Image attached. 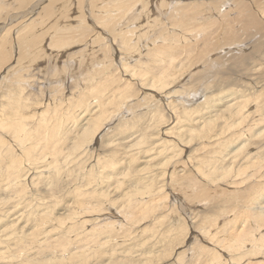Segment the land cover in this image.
Wrapping results in <instances>:
<instances>
[{
    "label": "rangeland",
    "instance_id": "obj_1",
    "mask_svg": "<svg viewBox=\"0 0 264 264\" xmlns=\"http://www.w3.org/2000/svg\"><path fill=\"white\" fill-rule=\"evenodd\" d=\"M139 1H142L144 6ZM219 1L177 0L170 3L157 2V5L155 2L153 3V0L147 2L146 0H136L130 7L134 10L133 12L132 9H127L124 0H104V2L103 0H0V25L4 27L0 31V43L2 42L1 36L5 33L8 40L5 45L7 54L5 63L8 60L6 65L9 66L8 70L11 69L3 87L0 88V103L7 107L6 103L9 100H12L9 103L20 100L21 103H19L23 105L18 106L19 110L17 111L21 117L18 113L17 115L20 117V121L26 117L25 122L23 121L24 123L21 122V124L26 123L24 126H26L25 135H27L24 139H27L26 142L23 141L24 148L21 149L18 146L20 143L15 139L17 136L8 132L7 129L3 133L0 128V175L2 174L0 176V264H37L43 260V262L48 261L52 264H172L173 260L169 259L176 249L179 252L187 249L189 251L184 253L182 260L176 264H196L197 262V264H209L211 248L214 243L210 238L211 235L218 233L220 229H222L220 232H224L226 228H234L239 224V219L245 217V222L249 223L250 228H255L254 230L259 228L255 226L253 220L252 214L255 206L252 205L251 199L264 191L260 189L264 184V168L258 165L261 160H264V133H262L264 132V114H262L264 113V47L261 48L264 46V29L261 30L262 35L261 33L259 35L256 28H251L253 22H249L250 26L247 25V21L244 20L246 21L244 22L243 17L237 11L236 5L239 2L235 3L233 0H231L232 2L224 0L226 3L222 7L221 14L226 13L227 16L226 14L221 16L213 9ZM257 1V5L264 6V3H261L264 0H243L250 4ZM197 3L201 7H205L202 12L205 13L203 18L207 19L212 15L210 17L212 20L209 19L206 23L209 24L211 21V25L209 24L211 29L208 28L209 25L206 27L205 23L193 28L192 24H189L190 22L187 24L177 22L176 19L181 18L180 8L182 6H192L191 4ZM46 6L50 10L44 9ZM252 6L256 8L254 4ZM30 7H35L33 8L35 11L33 10V14L26 17L24 14L29 12L27 10ZM108 7L111 8L108 9ZM124 9H126L125 12ZM128 11L130 12L128 13ZM121 12L123 14H120ZM116 14L121 17L119 18ZM151 15L155 16L150 17ZM14 16L19 19L15 20ZM199 17L197 16V18ZM224 17H228L229 20H225ZM117 18L118 21L114 26L112 23ZM172 19L175 22H172ZM103 21H106L105 25ZM201 21L203 22V20ZM243 23H247L246 26ZM30 24L32 25L29 26ZM85 26L90 28H85ZM208 29L212 32H209ZM239 29L242 31L240 30V32ZM126 31L128 32L126 33ZM233 31L234 33L236 31L238 35L232 34ZM127 34L130 39L127 38ZM248 34L251 37H248ZM98 35L104 38L97 39ZM218 35L221 38L217 39V42L214 39ZM60 39L62 42L58 44L57 40ZM172 39L173 43H171ZM186 39L193 48L200 45V49L204 47L205 42L210 45L209 54L205 59H200L202 57H199V52L193 56L186 51L188 50ZM221 39L225 42H222ZM234 40H239L242 44H237ZM202 41L204 42L202 43ZM124 42H127L129 46L124 45ZM177 45L181 46L180 49L176 47ZM184 45L186 47L183 48ZM165 46L168 51L163 49ZM173 46L176 48L174 49ZM256 47L259 48V51ZM161 49L164 53L161 52ZM167 56L169 59H166ZM173 57L176 58V61L174 59L172 61ZM242 61L245 63L244 65H240ZM182 62L188 64L190 68H187L181 75L179 83H175L172 87V91L177 90L175 95L179 96L176 98L178 101L175 104L180 99L186 98L189 103H192L190 108L196 111L192 112V120L184 116L182 113L184 109H181V112L179 110L174 112L176 118L179 119L177 121L181 122V126L184 127L181 136H184L185 140L181 143L189 148L186 146L174 148V152L181 150L179 153L182 156L179 153L178 156H176L177 153L172 155L174 152L169 151L170 157L174 156L171 159L172 162L178 167L175 168L177 172L173 175V182L171 183L170 180L168 182L169 185L171 183L169 189L165 185L162 189L164 191H161L163 186L161 183H164L161 173L168 172L161 163L162 147L158 148L159 152L156 150L157 153H154L156 156L147 153L146 150L149 148V143H153L157 139L156 137H160L157 129L160 131L165 126V120H169L166 118L169 117V114L161 106V102H158L161 100V90L160 94H157V91L155 95L154 92H150L147 85L159 78L167 68L168 71H173L174 67L180 68ZM195 62L199 64L196 66ZM186 64L183 66L184 69L189 67ZM123 65H128L127 67L133 72L130 69L128 72L127 67L124 66V69ZM138 70H141V73ZM161 71H163L162 74L159 73ZM170 71L169 73H171ZM130 79L132 80L130 81ZM16 87L18 88L16 89ZM22 87H24L23 92L20 90ZM18 92L21 94L15 95ZM7 94L11 99L7 96L6 101L4 97ZM20 95L22 98L19 97ZM218 95L222 98L221 106H214L215 111L209 110L214 113L208 114L207 110L210 109L208 107L215 104V101L220 98H216ZM87 97L92 99L89 100ZM229 98L233 101L227 103ZM99 102L101 103L99 104ZM5 107L1 108L0 106V114L2 113L4 117H6L5 112L8 115L12 114L10 110H5ZM84 108L86 114L82 113ZM93 109L96 111L94 115L92 114ZM102 110L107 114L103 115ZM205 114L206 117L213 115L210 119L213 121L199 124L201 121L198 119ZM24 115L25 117H23ZM100 115L103 116V119ZM3 116L0 115V118H4ZM28 116L29 119H27ZM42 117L43 119H41ZM106 118L110 120L106 122ZM9 119H13V116ZM71 120L74 124L76 123L75 126ZM92 120L101 123L102 129L100 128L101 132L100 129L99 132H95V134L98 133L95 137L97 139L90 146L88 145L89 148L85 153L89 157L88 159L86 157L85 160H87L82 162L83 155L80 151H77V155H72V142H75V138L80 136L83 124L84 128H87L88 122ZM255 121L257 126L253 131L251 123ZM44 123L45 125H43ZM51 126L52 129L56 126L54 136L50 133L52 132V130L50 131ZM184 129L192 130V132L187 135ZM259 129L260 136L257 134ZM225 130L227 132L222 134ZM244 130L246 131L244 132ZM13 131L16 129L13 128ZM214 133L215 135L212 137ZM231 134L235 136L244 134L251 141H249V145L252 144V149L248 150L252 151L247 152L244 149L246 156L242 154L239 159L233 158V146L227 148L226 144L236 142V138L228 140ZM45 137L52 139L49 142L50 147ZM71 137H74V140ZM56 140L58 147H62V154L60 151L61 155L55 157L53 149ZM87 140L89 143L90 138ZM65 141L69 142L65 143ZM188 141L189 143H186ZM174 143L175 140L169 145L172 146ZM26 150L29 151V154L24 152ZM64 151H68L67 153L71 156H65L67 153ZM254 152H259L256 153L257 156L263 152L260 161V158H255ZM34 153L37 156L33 155ZM187 154L193 155L191 157L194 158L193 161H186L188 156L186 158L184 156ZM79 155H82L80 159H78ZM243 156L244 162H239ZM60 157H67V163H64L65 160L61 159V161ZM249 157L254 158L245 162ZM58 158L59 160H57ZM223 160L227 161V164L233 161L235 163L228 171L225 168L226 163L220 170H216V167L224 162ZM14 161L22 162L19 171L23 174H20L22 175L20 181H17L15 177L8 176L6 171ZM49 163H53L57 169L56 171L51 169V173L46 175L47 173L42 170L43 168L41 169V166H47ZM239 165H242L245 172L238 175ZM35 167H39L40 173L44 176L40 179L35 177L33 182V176L30 178L27 176L25 179V171L29 168L28 170L33 172ZM74 167L77 168L76 171L73 170ZM11 170L13 171V169ZM71 170H73L72 173ZM172 170L174 169L172 168ZM33 183L35 184L33 185ZM105 184L108 187H105L103 191H106L108 196L92 199L102 194L100 187ZM165 191L166 193H164ZM167 193H169L168 197L161 202ZM259 197V201L264 202V197L260 195ZM83 201L85 203L77 204ZM17 203H20L18 208L21 218L18 217L16 221L9 222L15 217V209L11 210V208ZM90 203L98 204L96 212L93 211L94 209H87L92 208ZM74 213L76 215L73 216ZM49 214L53 217H50ZM32 216L33 218H31ZM58 218H67L64 220L66 223H60ZM247 218H251V220L249 221ZM25 219H28V222H25ZM82 221H85V226L80 225L83 224ZM108 223H114V226L111 227L110 224L104 228ZM7 228L10 229L5 231ZM260 228H262L260 233H263L264 226ZM105 230H107L106 233ZM209 233H211L210 236ZM256 233L254 231V235L258 237V233ZM5 234L9 236L7 242H5ZM160 237L168 239L167 242L162 239L166 245L163 244ZM256 237L253 236L254 239ZM262 238H264V233L259 235V239ZM86 247L87 250L84 249L83 257L73 258L71 256V253ZM259 254L260 252L253 257L256 264L264 263L263 253H261L262 256ZM237 255L236 253L232 254V261L229 264H238V260L243 256ZM198 256L202 257L203 263L199 261L201 259Z\"/></svg>",
    "mask_w": 264,
    "mask_h": 264
},
{
    "label": "bare ground",
    "instance_id": "obj_2",
    "mask_svg": "<svg viewBox=\"0 0 264 264\" xmlns=\"http://www.w3.org/2000/svg\"><path fill=\"white\" fill-rule=\"evenodd\" d=\"M37 1V0H36ZM118 1V0H117ZM125 2H124V5H126V7H127V9L129 10V9H132V8H130L132 5V3L133 2H135L136 0H124ZM148 0H146V2H147ZM175 1H177V0H164V1H161V0H153V3L155 2L156 4H157V2H160V3H170V2H175ZM216 1H219V0H216ZM227 1H229V0H227ZM231 1V0H230ZM235 3H238L239 2V4H237L236 5V8H237V11L239 12V14H241V16L243 17V21L244 20H246L247 21V25H249V22H253L252 24H253V26H251V28L252 27H254V28H256L255 30H257V32L259 33V35H260V33H261V35H262V31L261 30H263L264 29V26H262V24H264L263 22V19H264V6L262 7V5H257V3H258V1L257 2H253V4L255 5V7L256 8H253V4H250V3H245V2H243V0H233ZM245 1V0H244ZM256 1V0H255ZM70 2V1H69ZM82 2V1H81ZM103 2H104V0H103ZM113 2V1H112ZM115 2V1H114ZM113 2V3H114ZM140 2V1H139ZM232 2V1H231ZM12 3V2H11ZM27 3V2H26ZM88 3V2H87ZM101 3V2H100ZM112 3V4H113ZM145 3V2H144ZM225 1L224 0H220L219 2H217V5H216V7H213V9L214 10H216V12L217 13H220V15L221 16H225V14H221V10H222V7H224L225 6ZM251 3H252V1H251ZM262 4L264 3V2H261ZM6 4V3H5ZM4 4V5H5ZM40 4V3H39ZM93 4V3H92ZM96 4V3H95ZM119 4V3H118ZM140 4H142V1L140 2ZM148 4V3H147ZM230 4V3H229ZM12 5V4H11ZM14 5V4H13ZM106 5H109V4H106ZM115 5V4H114ZM123 5V6H124ZM133 5H135V4H133ZM138 5V4H137ZM149 5V4H148ZM158 5V4H157ZM192 6H190V5H184V6H182L180 9H181V18L180 19H176V20H178L177 22H180V23H188V22H190L189 24H192V26H193V28H194V26H201V24H206L207 23V20H209V19H211L210 17L212 16V15H210L209 17H207V19H205V18H203V15H205V13H202L204 10H205V7L203 8V6L201 7L198 3L197 4H191ZM203 5V4H202ZM227 5V4H226ZM264 5V4H263ZM34 6V5H33ZM90 6H92V5H90ZM89 6V7H90ZM94 6V5H93ZM97 6V5H96ZM111 6V5H110ZM142 6H144L143 4H142ZM141 6V7H142ZM149 6H151V5H149ZM160 6V5H159ZM3 7H5V6H3ZM19 7V6H18ZM33 8H35V7H30L29 8V10H27V11H29L28 13H26V14H24L26 17H28L29 15H32L33 13V10L35 11V9H33ZM47 8V6L44 8V9H46ZM65 8V7H64ZM95 8V7H94ZM101 9H102V7H100ZM111 8V7H110ZM109 7H108V9H110ZM120 8H122V7H120ZM135 8V7H134ZM161 8V7H160ZM207 8V7H206ZM32 9V10H31ZM49 8H47L46 10H48ZM68 9V8H67ZM82 9V8H81ZM97 9V8H96ZM98 9H99V7H98ZM106 9H107V7H106ZM105 9V10H106ZM136 9V8H135ZM231 9V8H230ZM256 9H258V10H256ZM50 10V9H49ZM70 10V9H69ZM91 10V9H90ZM112 10V9H111ZM114 10H115V7H114ZM125 10L126 9H124V12H125ZM133 10V9H132ZM119 11V10H118ZM120 11H122L121 9H120ZM131 11V10H130ZM130 11H128V13L130 12ZM145 11V10H144ZM45 12H49V11H45ZM133 12H134V10H133ZM200 12V13H199ZM145 13H147L146 11H145ZM199 13V14H198ZM223 13V12H222ZM227 13H229V12H227ZM120 14H123V12H121ZM143 14V13H142ZM141 14V15H142ZM24 15H20V16H24ZM115 15V14H114ZM118 14H116V16H117ZM229 15V14H228ZM65 16V15H64ZM119 16V18L121 17V15H118ZM144 16V15H143ZM142 16V17H143ZM146 16V15H145ZM153 16H155V15H153ZM152 15L150 16V17H153ZM197 16H200L199 18H197ZM226 16H227V14H226ZM15 20H18L19 19V17H13ZM62 18H63V16H62ZM160 17H158V19H159ZM225 18V20L227 19V20H229L228 19V17H224ZM113 19V18H112ZM132 19V18H131ZM135 19V18H134ZM140 19H141V17H140ZM146 19V18H145ZM30 20V19H29ZM85 20V19H84ZM116 20V21H115ZM114 20V22L112 23L114 26H116V22L118 21V18L117 19H115ZM160 20H161V18H160ZM201 20H203V22L201 21ZM212 20V19H211ZM108 21V20H107ZM128 21H130V20H128ZM134 21V20H133ZM149 21V20H148ZM175 22V20L174 19H172V22ZM214 21V20H213ZM246 21H244V22H246ZM104 22H106V21H103V23ZM109 22V21H108ZM152 22V21H151ZM209 22V21H208ZM216 22V21H215ZM218 22V21H217ZM228 22V21H227ZM111 23V22H110ZM210 23H211V21H210ZM209 23V24H210ZM239 23V22H238ZM33 24V23H32ZM32 24H30L29 26H31ZM138 24H140V23H138ZM155 24H157L156 22H155ZM178 24V23H177ZM177 24H175V26L177 25ZM209 24H206V27H207V25H209ZM212 24L214 25V22H212ZM244 24V23H243ZM246 24H244L245 26H246ZM83 25V24H82ZM104 25H105V23H104ZM173 25V24H172ZM211 25V24H210ZM210 25L208 26V28L210 27ZM212 25V26H213ZM229 25H230V22H229ZM240 25V24H239ZM28 26V27H29ZM90 26V25H89ZM100 26V25H99ZM99 26H97V27H99ZM126 26V25H125ZM132 26V25H131ZM178 26V25H177ZM191 26V25H190ZM211 26V27H212ZM221 26V25H220ZM231 26H232V24H231ZM236 26V25H235ZM238 26V25H237ZM250 26V25H249ZM27 27V28H28ZM87 26H85V28H86ZM105 27V26H104ZM127 27V26H126ZM87 28H90V27H87ZM152 28V27H151ZM158 28V27H157ZM196 28V27H195ZM198 28V27H197ZM217 28H219L218 26H217ZM217 28H215V29H217ZM233 28V27H232ZM235 28V27H234ZM2 29H4V27L2 26V25H0V31H2ZM69 29V28H68ZM76 29V28H75ZM78 29V28H77ZM110 29V28H109ZM120 29V28H119ZM178 29V28H177ZM209 29H211V28H209ZM208 29V30H209ZM230 29V28H229ZM245 29V28H244ZM62 30V29H61ZM71 30V29H70ZM80 30V29H79ZM106 30V29H105ZM118 30V29H117ZM181 30V29H180ZM199 30V29H198ZM197 30V31H198ZM231 31H232V29H230ZM234 30V29H233ZM241 29H239V31H240ZM65 31H67V30H65ZM103 31V30H102ZM107 31V30H106ZM137 31V30H136ZM141 31H143V30H141ZM184 31V30H183ZM196 31V32H197ZM217 31H218V29H217ZM228 31V30H227ZM242 31V30H241ZM240 31V32H241ZM73 32V31H72ZM71 32V33H72ZM84 33H85V31H83ZM128 31H126V33H127ZM133 32V31H132ZM209 32H212V30H209ZM229 32V31H228ZM246 32V31H245ZM255 32V31H254ZM48 33V32H47ZM79 33V32H78ZM87 33V32H86ZM119 33V32H118ZM126 33H125V35H126ZM156 33V32H155ZM167 33V32H166ZM185 33H186V31H185ZM198 33V32H197ZM217 33V32H216ZM215 33V34H216ZM247 33V32H246ZM79 34H81V33H79ZM114 34V33H113ZM121 34V33H120ZM124 34V33H123ZM143 34V33H142ZM158 34V33H157ZM212 34V33H211ZM232 34H237L236 33V31H235V33H234V31L232 32ZM241 34V33H240ZM251 34V33H250ZM0 35H1V33H0ZM35 35V34H34ZM99 35H102V34H99ZM98 35V38L97 39H100L101 38V40L104 38V37H100ZM119 35V34H118ZM238 35V34H237ZM242 35H244V33H242ZM252 35V34H251ZM103 36V35H102ZM111 36V35H110ZM140 36V35H139ZM175 36V35H174ZM208 36V35H207ZM250 35L248 34V37H249ZM113 37V36H112ZM126 37V36H125ZM176 37V36H175ZM246 37H247V34H246ZM251 37V36H250ZM264 37V36H263ZM115 38V37H114ZM123 38H124V36H123ZM127 38H129L130 39V37L128 36V34H127ZM141 38V37H140ZM146 38V37H145ZM162 38V37H161ZM165 38V37H164ZM190 38V37H189ZM205 38H206V36H205ZM219 38H221L219 35H218V37L217 38H215L214 40H217V39H219ZM261 38V37H260ZM71 39V38H70ZM128 39V40H129ZM148 39V38H147ZM167 39V38H166ZM203 39V38H202ZM201 39V40H202ZM1 40H2V42L0 43V88L1 87H3V83H5V80L8 78V76H9V74H10V70H8V65H6L7 64V62H9L8 60H7V62L5 63V59H7V54H6V52H5V45L7 44V42H8V40L6 39V37H5V33L1 36ZM65 40H66V38H65ZM65 40H63V41H65ZM67 40H68V38H67ZM100 40V41H101ZM120 40V39H119ZM126 40V39H125ZM124 40V41H125ZM187 40V39H186ZM186 40H185V42H186ZM203 40H205V39H203ZM210 40V39H209ZM213 40V39H212ZM222 40V42H225V40H223V39H221ZM58 41V44H59V42H62L61 41V39L60 40H57ZM57 41H55V43L57 44ZM104 41H105V39H104ZM116 41V40H115ZM129 41H131V40H129ZM142 41V40H141ZM173 41V39L171 40V43H173L172 42ZM206 41V40H205ZM235 42H237V44H239V43H241V42H239V40H234ZM249 41V40H248ZM247 41V42H248ZM261 41H262V39H261ZM108 42V41H107ZM128 42V41H127ZM127 42H124V45L126 44V45H128V43ZM139 42H140V39H139ZM153 42V41H152ZM176 42V41H175ZM197 42H198V40H197ZM196 42V43H197ZM204 41H202V43H203ZM217 42H218V40H217ZM243 42V41H242ZM246 42V43H247ZM114 43V42H113ZM187 43H188V45H187V49L188 50H186V51H188L190 54H193V56H195L196 54H199L200 53V55H199V57H202V58H200V59H205V57L209 54V50H210V45L208 44V43H206L205 42V45H204V47H202V48H200L199 49V46H196L195 48H193V46L192 45H190L189 44V41L187 40ZM54 44V43H53ZM52 44V45H53ZM61 45L62 44H64V43H60ZM158 44V43H157ZM162 44V43H161ZM177 44V43H176ZM176 44H174V45H176ZM224 44V43H223ZM228 44H230L229 42H228ZM242 44V43H241ZM8 45H10V44H8ZM7 45V46H8ZM51 45V47H53ZM165 45V44H164ZM250 45V44H249ZM50 46V45H49ZM73 46V45H72ZM129 46V45H128ZM148 46V45H147ZM248 46V45H247ZM138 47V46H137ZM163 47V46H162ZM176 47H179V45H177ZM175 46H173V48L175 49L176 48ZM181 47V46H180ZM180 47H179V49H180ZM183 48L184 47H186V45H184V46H182ZM241 47V46H240ZM264 46H262L261 48H263ZM86 48V47H85ZM128 48V47H127ZM130 48V47H129ZM167 48H168V45H167ZM170 48V47H169ZM252 48H253V46H252ZM256 48H258V47H256ZM50 49V48H49ZM53 49H54V47H53ZM157 49H158V47H157ZM163 49H166V46H165V48H163ZM171 49V48H170ZM86 50V49H85ZM88 50V49H87ZM126 50H128V49H126ZM167 50V49H166ZM173 50V49H172ZM185 50V49H184ZM183 50V51H184ZM243 50H246V49H243ZM123 51H124V49H123ZM129 51V50H128ZM153 51V50H152ZM164 51V50H163ZM168 51V50H167ZM258 51H259V48H258ZM53 52V51H52ZM125 52V51H124ZM155 52V51H154ZM161 52H162V49H161ZM182 52V51H181ZM185 52V51H184ZM199 52V53H198ZM252 52H254V51H252ZM251 52V53H252ZM155 53H157V52H155ZM162 53H164V52H162ZM130 54V53H129ZM141 54V53H140ZM181 54V53H180ZM154 55V54H153ZM158 55H160V54H158ZM163 56V55H162ZM175 56H177V54L175 55ZM186 56V55H185ZM192 56V55H191ZM246 56H248V55H246ZM245 56V57H246ZM250 56V55H249ZM155 57V56H154ZM169 56H167V58L166 59H169L168 58ZM172 57V56H171ZM183 57V56H182ZM244 57V58H245ZM155 58H157V56L155 57ZM193 58V57H192ZM247 58V57H246ZM163 59V58H162ZM173 59L176 61V58H172V61H173ZM177 59H178V56H177ZM184 59H186V58H184ZM124 60V59H123ZM170 60H171V58H170ZM169 60V61H170ZM149 61V60H148ZM165 61V60H164ZM168 61V60H167ZM168 61V62H169ZM172 61H170V62H172ZM90 62V61H89ZM123 62V61H122ZM152 62V61H151ZM166 62V61H165ZM184 62H189V61H184ZM184 62H182L181 63V67L180 68H178V67H174L173 68V71H170L171 73H169V71H168V68L164 71V73H163V71H161V72H159V73H163L162 75H160L159 76V78H157L154 82H151V84L150 85H147L148 87L147 88H149V90H150V92L152 91V92H154V94L156 95V93H157V91H158V93L157 94H160L159 92H160V90H161V100H159L158 102H161V106L167 111V113L169 114V117L167 116L166 118H169V120L167 121V119L165 120V126L163 127V128H161L160 127V125H158V127H160L161 129H160V131H159V129H157L158 131H157V133H160V137H156L157 139H155L154 140V142L153 143H149L150 145H149V148H148V150H146V152L147 153H151V155L152 154H154L155 152L157 153V151L156 150H158V148H160V147H162L161 148V163L164 165V167H166L167 169L166 170H168V172L166 171L164 174L163 173H161V176H163V182L164 183H161V184H163V186L161 187V191H164V190H162L163 189V187L165 186V185H167V188L169 189V187L171 186V183L173 182L172 181V179H173V175L177 172L176 171V169L175 168H177L178 166H177V164H174L173 162H172V160L171 159H173V157L174 156H172V157H170L171 155V153H169V151H172V152H174V148L175 149H178V148H181V147H183L184 148V146H186V145H184V143H181V142H183L185 139V137L184 136H181V134H182V131H183V128L184 127H182L181 126V122H178L177 121V119H178V117L176 118V116H175V113L174 112H176V111H182L181 109H184V112H182L183 114H184V116L185 117H187V118H190V120H192V117L191 116H193L192 114V112L194 111H196V110H192L191 108H190V105L192 104V103H189L188 102V100L186 99V98H182V99H180L179 100V102L177 103V104H175V102H177L178 100L176 99V98H178L179 96H177V95H175V94H177V90H173L172 91V87H174V85H175V83H179V78L181 77V75L186 71V69L187 68H190V66L188 65V64H186V63H184ZM245 62V61H244ZM128 63V62H127ZM174 63V62H173ZM179 63V62H178ZM190 63V62H189ZM186 64V66L188 65L189 67H186L185 69L183 68V66ZM198 65L199 63H194V65ZM245 63H243V61L241 62V64L240 65H244ZM81 65V64H80ZM110 65V64H109ZM178 65V64H177ZM180 65V64H179ZM193 65V67H196V66H194ZM5 66H7L6 68H5ZM68 66V65H67ZM66 66V67H67ZM102 66V65H101ZM124 66H126V65H123V68H124ZM128 66V65H127ZM126 66V67H127ZM27 67V66H26ZM69 67V66H68ZM131 67V66H130ZM134 67V66H133ZM143 67V66H142ZM146 67V66H145ZM154 67H155V65H154ZM153 67V68H154ZM264 67V66H263ZM116 68V67H115ZM192 68V67H191ZM100 69V68H99ZM125 69V68H124ZM129 67H127V70H128V72H129ZM157 69H159V68H157ZM163 69H165L164 67H163ZM170 69V68H169ZM182 69L184 70L183 72H182ZM227 69V68H226ZM8 70V71H7ZM64 70V69H63ZM77 70V69H76ZM81 70V69H80ZM131 71H132V69H130ZM188 70H190V69H188ZM229 70V69H228ZM246 70V69H245ZM26 71H27V69H26ZM34 71V70H33ZM123 72H124V70H122ZM126 71V70H125ZM130 71V72H131ZM141 71V70H140ZM139 70H138V72H140ZM147 71V70H146ZM149 71V70H148ZM157 71H159V70H157ZM100 72V71H99ZM133 72V71H132ZM154 72H156V71H154ZM63 73V72H62ZM118 73V72H117ZM134 73H135V71H134ZM134 73H133V75H134ZM141 73V72H140ZM159 73H157L158 75H159ZM101 74V73H100ZM124 75H125V73H124ZM126 75H128V74H126ZM132 75V74H131ZM137 75H138V73H137ZM17 76H18V74H17ZM16 76V77H17ZM33 76V75H32ZM139 76V75H138ZM137 76V77H138ZM30 77V76H29ZM127 77V76H126ZM261 77H263V76H261ZM155 78V77H154ZM223 78V77H222ZM253 78V77H252ZM17 79V78H16ZM15 79V80H16ZM33 79V78H32ZM35 79V78H34ZM103 79V78H102ZM133 79V78H132ZM132 79H130V81L132 80ZM179 80V81H178ZM196 80V79H195ZM128 81V80H127ZM138 81V80H137ZM178 81V82H177ZM225 81V80H224ZM14 82V81H13ZM250 82V81H249ZM107 83V82H106ZM112 83V82H111ZM141 83V82H140ZM138 84V83H137ZM229 84V83H228ZM6 85V84H5ZM4 85V86H5ZM142 85H143V83H142ZM146 85V84H145ZM260 85V84H259ZM141 86V85H140ZM201 86V85H200ZM116 87V86H115ZM5 88V87H4ZM18 87H16V89H17ZM24 87H22V89H20L21 91L22 90H24L23 89ZM97 88V87H96ZM109 89V88H108ZM6 90H9V89H6ZM19 90V89H18ZM134 90V89H133ZM100 91V90H99ZM104 91H106V90H104ZM9 92V91H8ZM23 92V91H22ZM93 92V91H92ZM91 92V93H92ZM114 92V91H113ZM134 92V91H133ZM156 92V93H155ZM173 92V93H172ZM14 93H15V91H14ZM19 93L20 92H18V94H15V95H19ZM109 93H110V91H109ZM119 93V92H118ZM11 94H12V92H11ZM21 94V93H20ZM31 94V93H30ZM111 94V93H110ZM153 94V93H152ZM14 95V94H13ZM79 95H80V92H79ZM84 95V94H83ZM147 95V94H146ZM7 96H9L10 97V95L9 94H7L5 97H4V99L5 98H8ZM85 96V95H84ZM104 96V95H103ZM107 96V95H106ZM110 96V95H109ZM113 96V95H112ZM152 97L154 96V95H151ZM159 96V95H158ZM157 96V98H159ZM13 97V96H12ZM14 97H17V98H19V97H21V95L18 97V96H14ZM92 97V96H91ZM90 97V98H91ZM114 97H115V95H114ZM148 97V96H147ZM150 97V96H149ZM218 97H220L217 101H215V104H213L211 107H208V108H210V109H208L207 110V113L208 114H213L214 112H210L209 110H213V111H215V107L216 106H221L220 105V102H221V100H222V98H221V96L220 95H218L216 98H218ZM231 97V96H230ZM16 98V99H17ZM22 98V97H21ZM87 98H89V97H87ZM90 98H89V100H90ZM232 98V97H231ZM231 98H229V100H227V103H229V102H232L233 100L231 99ZM3 99V98H2ZM10 99H11V97H10ZM15 99V98H14ZM41 99V98H40ZM92 99V98H91ZM127 99V98H126ZM6 100V99H5ZM23 100V99H22ZM26 100V99H25ZM24 100V101H25ZM88 100V99H87ZM1 101V100H0ZM7 101V100H6ZM10 101H12V100H9L8 101V103H6L7 104V107H5V104L4 105H2L1 103H0V106H1V108H3V107H5V110L7 109V110H10L11 112H12V114H6V112H5V115H6V117H4L3 116V114L1 113L0 115L1 116H3L4 118H0V128H2V132L4 133L5 132V129H7L8 130V132H10L11 134H14V135H16L17 137H15V139H16V141L17 142H19L20 143V145H18L21 149L22 148H24V142H26V140H24L26 137H27V135H25V127L26 126H24V125H26V123L23 125V124H21V122L22 123H24L25 122V115L23 116V117H25L24 118V122L23 121H20V115H19V113H18V111L17 110H19L18 108L19 107H21L20 105H23V104H20L21 102H20V100H19V102H17V101H15V102H12V103H9ZM27 101V100H26ZM26 101H25V103H26ZM28 102V101H27ZM37 102V105H39L38 104V101H36ZM85 102H86V100H85ZM85 102H84V104H85ZM98 102V101H97ZM115 102V101H114ZM24 103V102H23ZM80 103V102H79ZM101 102H99V104H100ZM116 103V102H115ZM14 104H15V106H14ZM31 103H30V100H29V105H30ZM41 104V103H40ZM46 104V103H45ZM92 104V103H91ZM28 105V104H27ZM102 105V104H101ZM110 105V104H109ZM19 106V107H18ZM47 106V105H46ZM88 106V105H87ZM90 106V105H89ZM93 106V105H92ZM215 106V107H214ZM85 107V106H84ZM97 107H98V103H97ZM111 107V106H110ZM43 108V107H42ZM87 108V107H86ZM92 108V107H91ZM194 108V107H193ZM90 109V108H89ZM263 109V108H262ZM22 110V109H21ZM91 110V109H90ZM121 110V109H120ZM17 111V112H16ZM93 112H92V114L94 115L95 113H96V111H94V109L92 110ZM103 111V110H102ZM198 111V110H197ZM236 111V110H235ZM234 111V112H235ZM261 111V110H260ZM85 112V113H84ZM90 112V111H89ZM117 112H118V110H117ZM163 112V111H162ZM263 112V111H262ZM17 113H18V115L20 116V117H18V115H17ZM42 116H43V114L41 113V112H39ZM38 113V114H39ZM75 113V112H74ZM82 113H84V114H86V109L84 108L83 110H82ZM81 113V114H82ZM103 113V115H105V114H107V112H105V111H103L102 112ZM164 113V112H163ZM189 113H191V114H189ZM206 113V114H207ZM39 114V115H40ZM45 114V113H44ZM198 114H199V112H198ZM206 114L205 115H203V116H200V119H198L197 117V119L199 120V121H201V122H199V124H201V123H209V122H211V121H213V120H210L212 117H213V115H211L210 117H206ZM262 114H264V113H262ZM40 115V116H41ZM97 115V114H96ZM11 116H13V119H9V117H11ZM44 116H46V115H44ZM76 116V115H75ZM79 116V115H78ZM86 116V115H85ZM100 116H102V115H100ZM197 116V115H196ZM199 116V115H198ZM81 117V116H80ZM78 118V117H77ZM81 118H83V117H81ZM81 118H80V120H81ZM102 119H103V116L101 117ZM110 118V117H109ZM109 118H106V122L107 121H109L110 119ZM176 118V119H175ZM262 118V117H261ZM27 119H29V116H28V118ZM26 119V120H27ZM41 119H43V117L41 118ZM91 119H93V118H91ZM97 119V118H96ZM73 120V119H72ZM71 120V121H72ZM179 120V119H178ZM264 120V119H263ZM73 121H75V120H73ZM73 121H72V123H73ZM93 121V120H92ZM92 121H89L88 122V124H87V128H84V124H83V126L81 127V130H80V136L78 137L77 136V138H75V142H72L73 144H72V151H73V154L72 155H74V154H76V153H78L79 151L81 152V154L83 155V161L82 162H85L87 159H88V154H86L87 152H86V150L89 148V146L92 144V142L93 141H95V139H97V138H95L96 137V135L98 134H95V132H99V129L101 128V123H98L97 122V120H94L93 122ZM194 121V120H193ZM83 122V121H82ZM46 123H47V121H46ZM53 123V122H52ZM66 123V122H65ZM80 123V122H79ZM85 123V122H84ZM111 123V122H110ZM185 123L188 125V123L185 121ZM196 123V122H195ZM230 123V122H229ZM228 123V124H229ZM64 124V123H63ZM74 124V123H73ZM72 124V125H73ZM76 124V123H75ZM75 124H74V126H75ZM104 124V123H103ZM193 124H194V122H193ZM242 124V123H241ZM252 124V129L251 130H255L256 129V126H257V122L255 121V122H252L251 123ZM39 125V124H38ZM40 125H42L41 123H40ZM43 125H45V123L43 124ZM61 125V124H60ZM162 125H163V123H162ZM239 126H240V124H238ZM237 125V126H238ZM261 125H262V123H261ZM264 125V124H263ZM48 126V125H47ZM62 126V125H61ZM69 126V125H68ZM49 127V126H48ZM78 127V126H77ZM76 127V128H77ZM13 128H15L16 129V131H13ZM71 128V127H70ZM189 128V127H188ZM187 128V129H188ZM259 128V127H258ZM46 129V128H45ZM77 129H79V128H77ZM102 129V128H101ZM101 129H100V132H101ZM224 129H225V127H224ZM229 129V128H228ZM52 130V132H50ZM71 130H73V129H71ZM185 130V129H184ZM247 130V129H246ZM246 130H244V132L246 131ZM40 131V130H39ZM45 131V130H44ZM43 131V132H44ZM50 133H52L53 134V136L55 135V131H56V126L55 127H53V129H52V126H51V128H50ZM186 131V134L188 135L189 133H191L192 132V130H185ZM258 131V130H257ZM47 132V131H46ZM59 132H60V130L58 131V134H59ZM76 132H78V131H76ZM225 132H227L226 130L225 131H223L222 132V134H224ZM261 131H260V129H259V132H257V134L260 136V133ZM243 133V132H242ZM254 133V132H253ZM260 133V134H259ZM262 133H264V132H262ZM78 134V133H77ZM255 134V133H254ZM256 134V135H257ZM25 135V136H24ZM73 135V134H72ZM72 135H70V136H72ZM214 135H215V133L213 134V136L212 137H214ZM76 136V135H75ZM154 136V135H153ZM47 137V136H46ZM45 137V138H46ZM252 137H254V136H252ZM34 138H36V137H34ZM33 138V139H34ZM44 138V137H43ZM72 138V137H71ZM74 138V137H73ZM72 138V139H73ZM90 138V142L88 143L87 141V139H89ZM231 138L232 139H235L236 138V142H234V144H229V143H226L227 144V148L229 147V146H233V151L232 152H234L233 154H232V156H233V158H235V159H239V157L243 154V155H247V154H244V149L245 150H247V152L248 151H252V150H248V149H252V144L251 145H249V143L251 142L249 139H247V137L244 135V134H238V135H232L231 134V136H230V138L228 139L229 141L231 140ZM38 139V138H37ZM47 140L46 141H48L47 143H48V146L49 145H51L49 142L52 140V139H48V138H46ZM69 139V138H68ZM67 139V140H68ZM172 139V140H171ZM213 139V138H212ZM256 139H258V138H256ZM54 140V139H53ZM74 140V139H73ZM157 140V141H156ZM161 140H163V141H161ZM175 140V143L171 146V145H169V143L171 144V142L172 141H174ZM24 141V142H23ZM187 141V140H186ZM250 141V142H249ZM67 141H65V143H66ZM69 142V141H68ZM67 142V143H68ZM193 142V141H192ZM253 142V141H252ZM29 143H30V141H29ZM37 143V142H36ZM38 143H39V140H38ZM41 143V142H40ZM53 143V142H52ZM58 142H57V140H56V145L54 146L55 148L53 149V154L55 155V157L57 156V155H61L62 154V147L60 148V147H58V144H57ZM64 143V144H65ZM181 143V144H180ZM186 143H189V141L188 142H186ZM254 143H255V141H254ZM263 143V142H262ZM46 144V143H45ZM47 145V144H46ZM46 145H44L45 147H47ZM52 145H54V144H52ZM67 145V144H66ZM89 145V146H88ZM163 145V146H162ZM174 145H175V147H174ZM83 146H86L85 148L83 147ZM171 146V148L173 149H171L170 150V147ZM50 147V146H49ZM69 147H70V145H69ZM148 147V146H147ZM186 147H188V146H186ZM185 147V149H187ZM25 148H26V146H25ZM30 148V147H29ZM65 148H67V147H65ZM189 148V147H188ZM61 149V150H60ZM68 149V148H67ZM260 149H262V148H260ZM31 150V149H30ZM34 150H37V149H35L34 148ZM49 150V149H48ZM50 150L52 151V148H50ZM65 150V149H64ZM71 150H69V151H71ZM189 150V149H188ZM42 151H44V150H42ZM41 151V153H43ZM60 151H61V154H60ZM71 151V152H72ZM78 151V152H77ZM150 151H152V152H150ZM181 150H175V152L174 153H172V155H174L175 153H177V155L176 156H178L180 153ZM256 151H260V150H256ZM24 152H27V154H29V151H24ZM68 152V151H67ZM67 152H65L64 151V153H67ZM86 152V153H85ZM158 152H159V150H158ZM184 152H185V150H184ZM246 152V151H245ZM63 153V154H64ZM179 153V154H178ZM188 153V152H187ZM259 153V152H254V155H255V158H260L259 159V161L261 160V157H263V156H261V154H263V152L262 153H260L259 154V156H257V154ZM27 154H25V155H27ZM186 154V153H185ZM33 155H35V153L33 154ZM53 155V156H54ZM77 155V154H76ZM75 155V156H76ZM82 155H79V157H78V159H80L81 157H82ZM146 155V154H145ZM149 155V154H148ZM155 156H156V154H154ZM159 155V154H158ZM157 155V156H158ZM181 155V154H180ZM189 155H191V154H187V155H185L184 157L186 158V156H188L187 157V159H186V161L187 162H191V161H193V159L194 158H191V157H193V155L192 156H189ZM35 156H37V155H35ZM42 156V155H41ZM52 156V155H51ZM65 156H67V157H70L71 155L69 154V153H67V155H65ZM182 156V155H181ZM27 157H29V156H27ZM67 157H60V160L62 159V160H65V162L64 163H67ZM72 157H74V156H72ZM71 157V158H72ZM87 157V159L85 160V158ZM98 157V156H97ZM43 158V157H42ZM45 158V157H44ZM54 158V157H53ZM65 158V159H64ZM150 158V157H149ZM178 158V157H177ZM254 157H249L245 162H247V161H250L251 159H253ZM24 159V158H23ZM27 159H29V158H27ZM33 159H35V157H33ZM25 160H26V158H25ZM30 160V159H29ZM42 160V159H41ZM57 160H59V158L57 159ZM61 160V161H62ZM68 160H69V158H68ZM82 160V159H81ZM85 160V161H84ZM31 161H32V159H31ZM224 161V160H223ZM38 162V161H37ZM46 162H48V161H46ZM45 162V163H46ZM56 162V161H55ZM76 162H78L77 160H76ZM239 162H244V156L241 158V160L239 161ZM22 163V162H21ZM21 163L19 162V161H14V162H12V164L11 165H9V168H8V170H6L7 171V174H8V176H12V177H15L16 179H17V181H20V176H22V175H20V174H23V172L22 173H20V171L19 170H21ZM28 163V162H27ZM42 163V162H41ZM59 163V162H58ZM224 163H226L225 164V168H226V171H228L229 169H230V167L232 166V164H234L235 163V161H233L232 163H228L227 164V161L225 162H223L221 165H218L216 168V170H220L222 167H224L223 165H224ZM30 164V163H29ZM39 164H40V162H39ZM254 164V162L252 163V165ZM37 165V164H36ZM84 165V164H83ZM227 165V166H226ZM258 165L259 166H262L263 168H264V160H261L259 163H258ZM25 166V165H24ZM51 166H52V168H51ZM55 165L53 164V163H49L47 166H41V169L43 170V171H45L47 174L46 175H49L48 173H51V169L53 170V171H56V167H54ZM57 166V165H56ZM162 166V165H161ZM60 167H61V165H60ZM64 167V166H63ZM65 167H66V165H65ZM80 167V166H79ZM163 167V166H162ZM36 168V167H35ZM174 169V170H172L171 171V169ZM11 169H13V171L11 170ZM29 169V168H28ZM26 170L25 171V179L27 178V176H29V178L30 177H32L33 176V178H32V182L35 180V177H37V178H42L44 175H42L41 173H40V168L39 167H37L35 170L33 169V172H30L29 170ZM61 169V168H60ZM64 170H65V168H63ZM76 167H74V169L73 170H75L76 171ZM12 172H11V171ZM32 170V169H31ZM73 170H71L70 172L72 173L73 172ZM162 170V169H161ZM47 171H50V172H47ZM80 172V171H79ZM158 172V171H157ZM243 172H245V170H243L242 169V165H239V169L237 170V174L239 175V174H241V173H243ZM53 173V172H52ZM6 174V173H5ZM29 174V175H28ZM41 174V175H40ZM43 174H44V172H43ZM53 174H55V173H53ZM114 174V173H113ZM2 175V174H1ZM0 175V176H1ZM19 175V176H18ZM159 175H160V173H159ZM160 176V177H161ZM14 178V179H15ZM75 178V177H74ZM84 178V177H83ZM10 179V178H9ZM13 179V180H14ZM22 179V178H21ZM54 179V178H53ZM7 180V179H6ZM169 180L171 181V183H170V185H169ZM28 181V180H27ZM6 182V181H5ZM37 182V181H36ZM35 182V183H36ZM12 183V182H11ZM35 183H33V185L35 184ZM101 184V183H100ZM159 184V183H158ZM3 185V184H2ZM32 185V184H31ZM77 185V184H76ZM108 186H109V183L107 184ZM7 186V185H6ZM9 186V185H8ZM75 186V185H74ZM103 187H100V189H101V195H99L98 197H95V198H92V199H98L100 196V198H102L103 196H108V194H106L105 192L106 191H103V189L105 188V187H108V186H106V184H105V186L104 185H102ZM160 186V185H159ZM20 187V186H19ZM3 188H5V187H3ZM111 188V187H110ZM260 189L261 190H264V184H263V186L262 187H260ZM49 191V190H48ZM109 192V191H108ZM44 193V192H43ZM104 193V194H103ZM162 193V192H161ZM164 193H166V191L164 192ZM86 194V193H85ZM14 195H15V193H14ZM168 195H169V193H167L162 199H161V202L163 201V199H165L166 197H168ZM259 195L261 196V197H264V191H261L260 193H259ZM259 195L257 196V197H255V198H253V199H251L252 201H251V203H252V205H254L255 207H254V209H253V211L254 212H257V213H254L253 212V220H254V222H255V226H257V227H259V228H257V230H254L253 228H250L249 226L250 225H248L249 223H247L246 224V222H245V218L244 219H239V224L237 225V226H235L234 228H232V227H230L229 229L228 228H226L225 229V231L224 232H220V231H222V229H220V230H218L219 232L218 233H214L213 235H211V233H209V236H210V238H212L213 239V241H214V243L212 244L213 246H212V248H211V258H210V261H209V264H229L231 261H232V254L233 253H236V254H238L237 256H239V255H242L243 256V258L242 259H240V260H238V264H256V263H254V262H256V261H254L253 260V257L255 256V255H257L259 252H260V254H259V256H262L261 255V253H263V256H264V238H262V239H259V235L261 234H263V233H260L261 232V230L260 229H262V228H260L261 226H264V205H263V203L264 202H262V201H259L260 200V197H259ZM50 197V196H49ZM89 197V196H88ZM94 197V196H93ZM70 199V198H69ZM108 199V198H107ZM6 200V199H5ZM18 200V199H17ZM250 200V199H249ZM262 200V199H261ZM3 201V200H2ZM107 201H109V200H107ZM105 202H106V200H105ZM82 203H85V201H83V202H79V203H77V204H82ZM98 203H99V201H98ZM245 203V202H244ZM91 205H92V208H87L88 210H93L94 212H96V209L98 208L96 205H98V204H94V203H90ZM20 205V203H17L14 207H12L11 208V210H13V209H15L14 211H15V217H14V219H10L9 220V222L10 221H12V220H14V221H16V219L18 218V217H20V211H19V208H18V206ZM52 205V204H51ZM6 207V206H5ZM35 207H36V205H35ZM1 208V207H0ZM47 208V207H46ZM2 209H3V207H2ZM5 209V208H4ZM249 211V210H248ZM21 212H22V210H21ZM100 212V211H99ZM252 212V211H251ZM9 213V212H8ZM171 213V212H170ZM247 213H249V212H247ZM30 215V214H29ZM74 215H76V213H74L73 214V216ZM49 216H50V214H49ZM168 216V215H167ZM246 216V215H245ZM50 217H53V216H50ZM119 217V216H118ZM243 217H244V213H243ZM252 217V216H251ZM21 218V217H20ZM20 218H19V220H20ZM25 218V217H24ZM31 218H33V216L31 217ZM60 218V217H59ZM58 218V221L60 222V223H62V224H64V223H66V221H64L65 219H67V218H61V219H59ZM237 218H238V216H237ZM236 218V219H237ZM28 219H29V217H28ZM28 219L26 220L25 219V222L27 221L28 222ZM22 221H23V218L21 219ZM247 220H251V218H247ZM246 220V221H247ZM68 221V220H67ZM19 222H21V221H19ZM248 222V221H247ZM30 223V222H29ZM82 223L83 224H80V225H83V226H85L84 225V223H85V221H82ZM114 223H116V222H114ZM114 223H110L111 224V227H113L114 226ZM238 223V222H237ZM253 223V222H252ZM258 223H260V225H258ZM24 224V223H23ZM32 224V223H31ZM109 223L108 224H105V227L104 228H106L108 225H110ZM29 225V224H28ZM252 225V224H251ZM29 226H31V225H29ZM231 226H234V225H231ZM24 227V226H23ZM25 227H26V225H25ZM50 227V226H49ZM172 227V226H171ZM30 228V227H29ZM8 229H10V228H7V229H5V231L6 230H8ZM67 229H70V228H67ZM174 229V228H173ZM263 230H264V228H263ZM254 231L255 232H257L258 233V237H256L255 235H254ZM107 232V230H105V233ZM166 232V231H165ZM256 233V234H257ZM13 234V233H12ZM103 234H104V232H103ZM166 234V233H165ZM170 234V233H169ZM5 242H7V237H9L8 236V234H5ZM11 236V235H10ZM166 236V235H165ZM219 236H221V238H218ZM253 236L254 237H256L255 239L253 238ZM112 237V236H111ZM263 237V236H262ZM168 238H169V235H168ZM171 238V237H170ZM260 238H261V236H260ZM160 239L162 240H165L164 239V237L163 238H161L160 237ZM256 239H258V241L259 240H262V241H259V243H257L258 241H256ZM163 240H162V242H163ZM166 242L168 241V239L166 238V240H165ZM164 241V242H165ZM90 242V241H89ZM108 242V241H107ZM160 242V241H159ZM163 242V244L164 245H166V243H164ZM156 243H157V241H156ZM96 244V243H95ZM260 244H262V245H260ZM139 246V245H138ZM161 246H163V245H161ZM167 247H169V246H167ZM167 247H166V249H167ZM171 247V246H170ZM176 247V246H175ZM174 247V248H175ZM178 247V246H177ZM163 248V247H162ZM172 248H173V245H172ZM172 248H170V249H172ZM181 248V247H180ZM84 249H86L87 250V247L86 248H83L82 250H77V252H75V253H71V256H73V258H75V257H78V258H80V257H83L84 256ZM135 249V248H134ZM168 250V249H167ZM153 251V250H152ZM170 251V250H169ZM188 251V249L187 250H184V251H178L177 249L175 250V252L172 250V253H173V255H172V257H170V261L171 260H173V263L174 264H176V263H178L179 261H181L182 260V256L184 255V253H186ZM168 252V251H167ZM189 252V251H188ZM171 253V254H172ZM133 254V253H132ZM209 254V253H208ZM70 255V254H69ZM147 255V254H146ZM145 255V256H146ZM203 255H205V254H203ZM249 255V257H247ZM141 256H143V255H141ZM156 256V255H155ZM258 256V257H259ZM164 257V256H163ZM184 257V256H183ZM194 257V256H193ZM72 258V259H73ZM154 258V257H153ZM173 258V259H172ZM191 258V257H190ZM198 258H200L199 256H198ZM202 258V257H201ZM200 258V259H201ZM71 259V258H70ZM141 259V258H140ZM245 259H247V260H245ZM264 259V258H263ZM53 260V259H52ZM146 260V259H145ZM169 260L167 261V262H169ZM44 261V260H43ZM43 261H39L37 264H52V262H48V261H45V262H43ZM193 261V260H192ZM198 261V260H197ZM200 262L202 261V263H203V260L201 259V260H199ZM55 262V261H54ZM196 262V261H195ZM258 262V261H257ZM172 263V264H173ZM198 263V262H197ZM196 263V264H197ZM142 264V263H141ZM148 264V263H147ZM182 264V263H181ZM193 264V263H192ZM200 264V263H199ZM208 264V263H207ZM258 264H264L263 262L262 263H258Z\"/></svg>",
    "mask_w": 264,
    "mask_h": 264
}]
</instances>
